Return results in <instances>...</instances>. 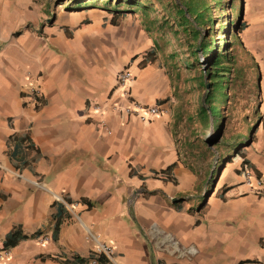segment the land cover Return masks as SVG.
Instances as JSON below:
<instances>
[{
  "label": "crops",
  "instance_id": "obj_1",
  "mask_svg": "<svg viewBox=\"0 0 264 264\" xmlns=\"http://www.w3.org/2000/svg\"><path fill=\"white\" fill-rule=\"evenodd\" d=\"M47 3L0 0V190L8 195L0 200V243L16 224L42 231L1 264H62L75 255L88 264L99 243L113 249L107 264H264V196L243 175L254 168L264 180V0H244L245 28L226 74L242 123L231 145L243 142V158L225 154L207 190L176 148L170 76L151 63L126 66L127 98L116 82L126 67L107 83L104 70L69 61L64 35L72 29L65 17L59 31L44 22ZM84 7L79 27L92 25L89 12L100 9ZM31 87L40 90L37 104L25 93ZM129 100L161 113L143 122L121 110ZM26 133L40 156L18 169L6 141ZM174 162L175 181H164L160 171ZM201 196L196 207L192 199ZM57 201L66 211L54 240Z\"/></svg>",
  "mask_w": 264,
  "mask_h": 264
},
{
  "label": "rangeland",
  "instance_id": "obj_2",
  "mask_svg": "<svg viewBox=\"0 0 264 264\" xmlns=\"http://www.w3.org/2000/svg\"><path fill=\"white\" fill-rule=\"evenodd\" d=\"M76 1L85 0H72L71 2H68V0H48L46 5L48 14L45 18L46 21H44L54 25L59 31L60 24L64 25L61 18L68 19L65 21L69 23L72 29V36L68 39L64 35V39L68 42L67 48L72 51L69 61L74 63L75 66L82 63V65L92 70L98 68L104 70L106 81L109 83L111 75L115 74L118 69L136 63L138 65L143 58V54L154 48L152 37H158L160 32L154 30L149 33L144 29L140 11L136 13L127 12L125 16H121V13L108 9L104 5L105 0H96V6H99L100 9L90 10L89 17L93 19L91 21L92 25L89 27H81V25L79 27V22L83 19L79 20V12L81 13L83 8L75 10ZM175 1L179 3V0ZM242 3L244 7V0H241V11ZM77 4L86 5L85 2ZM153 5L154 12H151V17L156 15L161 20V8L155 0ZM84 8L90 9L92 6ZM73 9L75 11H71ZM214 15L216 16L217 13L215 12ZM85 17L88 19V16ZM115 22L116 24H114ZM161 34H163L162 37L168 42V45L163 46L161 44L162 51L157 52L156 58L151 64L156 66L159 71L170 76V81L174 86L172 94L169 96L168 107L172 114V129L176 148L182 162L187 163L197 171L199 180L206 181L204 187L207 190L213 182L209 181L208 178L211 174L215 176L219 166L223 164L221 158L225 154H233L240 144L231 145L233 140L236 141L235 136L242 130V123L237 116L238 107L234 105L232 100H229L227 84L221 85L217 101L213 102L212 113H208V125L202 127L197 110L203 99L204 91L193 80L196 77L194 75L200 69L197 64L192 69L185 65V62L189 60V54L184 38L180 40L184 43L181 46L178 44V39L173 38L170 28H167ZM225 37L231 41V32ZM173 52L177 54L178 58L171 56ZM199 56L202 63L201 67L204 70L206 69L205 60L200 54ZM190 60L192 59L190 58ZM177 73L180 74L179 78H177ZM190 117L191 120L188 119ZM220 124L221 128L219 129ZM206 139L213 140V144L209 145ZM133 198L131 195L130 199L133 200ZM204 199L201 196L192 199V202L198 207L199 204L204 202ZM12 203L13 201L9 200L4 209L8 210ZM7 256L0 257V264ZM12 256L10 254L8 257Z\"/></svg>",
  "mask_w": 264,
  "mask_h": 264
},
{
  "label": "trees",
  "instance_id": "obj_3",
  "mask_svg": "<svg viewBox=\"0 0 264 264\" xmlns=\"http://www.w3.org/2000/svg\"><path fill=\"white\" fill-rule=\"evenodd\" d=\"M70 1L72 0H68V2ZM155 1L161 8V20H159L156 15L151 17V12H154V0H105L104 5L113 12L121 13V16H125L127 12L136 13L140 11L144 29L149 33L154 30L158 31V33L160 32L158 37H152L154 48L145 52L143 58L138 63L141 68L153 62L157 52L162 51V45H168V42L162 37L163 34H161L166 31L167 28L172 30L173 38L178 39L179 45L182 46L184 43L180 40L182 38L185 39L186 49L189 54V60L185 62V65L192 69L193 66L197 64V67L200 69L198 73L194 75L196 77H194L193 80L196 81L199 87L204 91V99L198 106L197 114L202 122V127H206L209 122L208 113H212L213 102L217 101L220 86L228 84L226 74L236 63V50L240 40L239 35L245 28V22L243 21L241 11V0H179V3L175 0ZM82 2H86L85 7L92 6L94 8H99V6H96V0H85L76 1L74 6L76 8L75 10L84 7L77 4ZM215 12L217 13L216 16L214 15ZM233 22L234 26L232 27ZM114 24H116V22ZM64 32L67 35L70 34L67 28L64 29ZM203 32L204 34L202 35ZM229 32H231L232 36L231 41L225 37ZM197 49H200V54L205 60L206 69L204 70L201 67L202 63ZM175 52H173L171 56L178 58ZM190 58L192 60H190ZM179 77L180 74L177 73V78ZM207 84L208 88L206 87ZM158 102L162 103L163 101ZM188 119L191 120L192 118L190 117ZM220 128L221 124L219 129ZM237 143L240 144L234 156H241L243 158L242 152L240 151L243 142ZM6 144L8 146L6 151L7 155L18 169L29 166L31 162L40 156L38 148L34 146L27 133L10 136ZM32 150L35 152L33 153ZM224 160H226V158ZM248 162L247 159H243L242 165L248 166ZM175 165L176 163L174 162L161 170L160 178L164 181L171 180L174 182V179H170V173ZM244 169L248 168L244 167L243 170ZM250 171L255 176L260 177L256 169L252 168ZM226 190H228V187L223 186L222 191L225 192ZM7 197L8 195L0 190V200L3 201ZM66 201L68 203L70 202L69 199H66ZM83 201L89 206L91 205L89 201ZM177 204L178 203H175L176 206H178ZM53 208L55 209L52 213V219L54 220L53 239L56 240L55 234L60 227L62 215L66 211V208L60 201L55 202ZM176 209L180 210V207L178 206ZM41 232L40 229H37L28 234L23 231L20 224H16L5 234L0 243V250H10L23 240L37 238L40 236ZM84 261L85 259L81 258L79 255L70 258L65 257L61 260L62 264H83ZM105 261V257L102 256L101 264H107Z\"/></svg>",
  "mask_w": 264,
  "mask_h": 264
},
{
  "label": "built area",
  "instance_id": "obj_4",
  "mask_svg": "<svg viewBox=\"0 0 264 264\" xmlns=\"http://www.w3.org/2000/svg\"><path fill=\"white\" fill-rule=\"evenodd\" d=\"M264 16V10H263ZM133 79L132 71L129 67L124 68L120 71L116 76V82L119 87H121L124 91L123 94L129 98L128 85ZM26 95L30 101L34 104H37L40 97V90L37 87H31L26 90ZM121 110L125 112L127 115H133L139 118L143 122H149L152 117L159 115L161 113V107L157 104L148 105V104H140L136 100H129V105L121 107ZM243 175L245 177V181L254 185L255 193L260 196H264V180L261 177H257L251 173L249 169L243 170ZM9 254V250H0V257H5ZM102 256L105 257L106 263H111L113 258V249L106 243H99L92 255L88 260V264H101Z\"/></svg>",
  "mask_w": 264,
  "mask_h": 264
},
{
  "label": "water",
  "instance_id": "obj_5",
  "mask_svg": "<svg viewBox=\"0 0 264 264\" xmlns=\"http://www.w3.org/2000/svg\"><path fill=\"white\" fill-rule=\"evenodd\" d=\"M242 11H243V3H242ZM199 51V54H200V49H197ZM201 55V54H200ZM206 87L208 88V84L206 85ZM204 99V98H203ZM202 99V100H203ZM258 124V123H257ZM257 124L255 125V127L257 126ZM206 142L211 145L213 144V140H210V139H206Z\"/></svg>",
  "mask_w": 264,
  "mask_h": 264
}]
</instances>
